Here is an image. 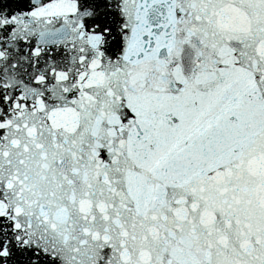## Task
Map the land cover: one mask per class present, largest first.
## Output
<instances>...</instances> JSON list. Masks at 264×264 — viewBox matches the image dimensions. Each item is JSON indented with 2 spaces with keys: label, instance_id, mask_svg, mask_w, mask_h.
Wrapping results in <instances>:
<instances>
[{
  "label": "snow or ice",
  "instance_id": "6c2138e0",
  "mask_svg": "<svg viewBox=\"0 0 264 264\" xmlns=\"http://www.w3.org/2000/svg\"><path fill=\"white\" fill-rule=\"evenodd\" d=\"M0 264H264V0H0Z\"/></svg>",
  "mask_w": 264,
  "mask_h": 264
}]
</instances>
